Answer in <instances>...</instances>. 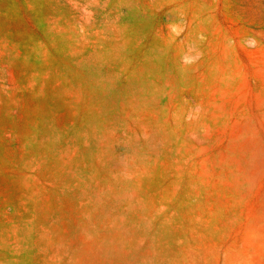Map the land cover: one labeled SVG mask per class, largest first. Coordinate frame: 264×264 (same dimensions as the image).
<instances>
[{"label": "rangeland", "instance_id": "1", "mask_svg": "<svg viewBox=\"0 0 264 264\" xmlns=\"http://www.w3.org/2000/svg\"><path fill=\"white\" fill-rule=\"evenodd\" d=\"M0 264H264V0H0Z\"/></svg>", "mask_w": 264, "mask_h": 264}]
</instances>
